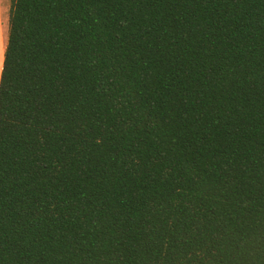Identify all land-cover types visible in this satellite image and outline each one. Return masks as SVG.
Wrapping results in <instances>:
<instances>
[{
  "label": "trees",
  "instance_id": "obj_1",
  "mask_svg": "<svg viewBox=\"0 0 264 264\" xmlns=\"http://www.w3.org/2000/svg\"><path fill=\"white\" fill-rule=\"evenodd\" d=\"M0 264H264V0H11Z\"/></svg>",
  "mask_w": 264,
  "mask_h": 264
},
{
  "label": "crops",
  "instance_id": "obj_2",
  "mask_svg": "<svg viewBox=\"0 0 264 264\" xmlns=\"http://www.w3.org/2000/svg\"><path fill=\"white\" fill-rule=\"evenodd\" d=\"M11 0H0V75L3 64V55L7 43V33L9 31V12Z\"/></svg>",
  "mask_w": 264,
  "mask_h": 264
},
{
  "label": "rangeland",
  "instance_id": "obj_3",
  "mask_svg": "<svg viewBox=\"0 0 264 264\" xmlns=\"http://www.w3.org/2000/svg\"><path fill=\"white\" fill-rule=\"evenodd\" d=\"M7 38H8V33H7Z\"/></svg>",
  "mask_w": 264,
  "mask_h": 264
}]
</instances>
